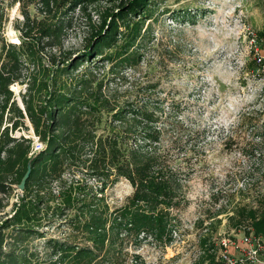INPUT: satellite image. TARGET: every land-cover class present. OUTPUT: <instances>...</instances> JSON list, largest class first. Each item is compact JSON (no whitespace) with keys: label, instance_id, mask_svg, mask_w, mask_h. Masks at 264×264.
<instances>
[{"label":"rangeland","instance_id":"rangeland-1","mask_svg":"<svg viewBox=\"0 0 264 264\" xmlns=\"http://www.w3.org/2000/svg\"><path fill=\"white\" fill-rule=\"evenodd\" d=\"M71 3L63 0L54 17L43 12L40 0H0V66L7 58L5 44L19 45L22 33L28 32L40 42L41 65L47 69L53 61L58 64L82 54L92 24L98 25L100 13L116 8L120 0H88L86 12L80 4L72 9ZM151 13L131 64L113 71L110 60L92 55L79 71L93 66L115 108L88 118V125L95 122L96 138L117 140L116 149L124 152L143 144L124 132L114 114L127 104L146 105L155 119L151 130L159 139L144 150L167 176L172 175L178 189L164 198L170 204H158L164 216L162 234L127 236L120 254L99 264H222L221 239H240L248 225L245 221L231 227L234 212L244 206L264 209V0H153ZM58 18L65 21L62 34L44 36L45 24ZM36 63L30 61L23 71ZM10 90L23 109L24 77ZM7 114L8 110L4 125ZM26 124L28 129L12 135L32 137L29 119ZM71 181L80 188L101 187L98 177L80 168L66 172L60 182ZM59 186L56 181L55 193ZM134 190L130 180L121 177L109 182L104 193L110 207L119 208L131 202ZM20 196L18 191L0 194V220L12 213ZM68 214L64 220L72 215ZM46 231L45 237L26 242L29 253L44 257L50 253V235L63 238L72 233L60 222ZM13 238L11 234L8 241ZM260 259L263 264L264 251Z\"/></svg>","mask_w":264,"mask_h":264},{"label":"trees","instance_id":"trees-1","mask_svg":"<svg viewBox=\"0 0 264 264\" xmlns=\"http://www.w3.org/2000/svg\"><path fill=\"white\" fill-rule=\"evenodd\" d=\"M40 1L43 12L54 17L61 10L58 6H63V0ZM69 1L72 9L80 4L87 11L88 0ZM152 5L153 0H120L116 8L105 9L100 13L98 25L92 24L89 42L82 54L58 64L53 61L50 69L41 65L40 42L31 32L22 33L19 45L5 44L7 58L0 66V194L15 191L13 184L21 181L30 160L32 169L12 213L0 220V264H99L120 254L125 237L140 233L160 235L165 231L158 204L167 202L164 198L173 197L178 186L172 175L167 176L154 157L144 150L159 139L157 131L151 130L155 119L150 109L144 104L131 107L127 104L116 111L115 120L123 122L124 132L146 144L139 143L125 152L117 150V140L97 139L95 122L88 125L90 116L115 110L104 92V82L99 81L91 65L79 71V66L89 62L92 55L94 59L110 60L113 71L131 64L148 29L142 32L152 15ZM64 27L63 19H51L43 27V34L59 36ZM106 49H112L113 53H105ZM30 61L37 65L23 71V66ZM22 77L26 83L22 95L24 109L18 106L10 90V85ZM62 77L68 78L63 81ZM7 110L9 120L4 125ZM26 119L45 145L36 155L30 154L31 137L12 135L16 130L29 128ZM79 168L98 177L100 189L80 188L73 181L60 182L66 172ZM121 177L129 179L135 187L133 197L128 205L112 208L104 190L109 182H117ZM56 181L60 183L57 193ZM2 207L0 199V210ZM68 213L72 215L64 220ZM230 219L231 227L247 221L246 232L264 239L263 208L244 206ZM58 222L71 228L72 233L63 238L50 235L46 240L50 253L44 257L29 253L26 242L45 237L46 228H53ZM11 234L12 242L8 241ZM80 234L84 236L83 243L78 242ZM6 247H11V251H5ZM21 251L24 254H18Z\"/></svg>","mask_w":264,"mask_h":264},{"label":"built area","instance_id":"built-area-1","mask_svg":"<svg viewBox=\"0 0 264 264\" xmlns=\"http://www.w3.org/2000/svg\"><path fill=\"white\" fill-rule=\"evenodd\" d=\"M31 138L33 139V148L30 153L32 155L42 150L45 145L35 133ZM15 191L18 190L15 189ZM246 229L247 227L243 228L242 237L238 240L232 239L230 236L221 239L223 245L222 264H259L260 255L264 251V239L246 232ZM237 251H239L238 255L236 254Z\"/></svg>","mask_w":264,"mask_h":264},{"label":"water","instance_id":"water-1","mask_svg":"<svg viewBox=\"0 0 264 264\" xmlns=\"http://www.w3.org/2000/svg\"><path fill=\"white\" fill-rule=\"evenodd\" d=\"M24 109V107H23ZM39 151L35 152L34 155L38 154ZM31 169H32V160H30L28 162V165H27V171L26 173L24 174L23 178L21 179V181L19 183H16L14 184V188L20 192H23L25 190V187H26V183H27V180L30 176V173H31Z\"/></svg>","mask_w":264,"mask_h":264},{"label":"crops","instance_id":"crops-1","mask_svg":"<svg viewBox=\"0 0 264 264\" xmlns=\"http://www.w3.org/2000/svg\"><path fill=\"white\" fill-rule=\"evenodd\" d=\"M263 264H264V261H263Z\"/></svg>","mask_w":264,"mask_h":264}]
</instances>
